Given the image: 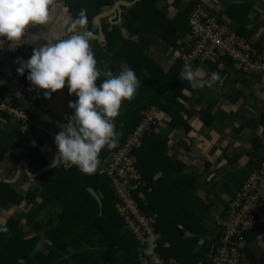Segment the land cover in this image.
Here are the masks:
<instances>
[{"label":"crops","instance_id":"0c3cea01","mask_svg":"<svg viewBox=\"0 0 264 264\" xmlns=\"http://www.w3.org/2000/svg\"><path fill=\"white\" fill-rule=\"evenodd\" d=\"M141 1L114 0L112 6L105 3L89 26L86 21L74 24L79 16L69 9L68 0H51L52 20L48 30L40 25L30 26L23 39L31 41L33 35L66 37L70 31L88 30L94 34L90 40L93 44L96 39L105 41L114 25L121 27V36L129 43L119 40L115 46L130 52L133 63L122 59L119 69L124 61L134 72L137 67L136 76L140 81L130 100L142 95L145 101L153 102L151 106L156 111L158 122L148 140L153 138L161 145L155 151L164 164L158 166L154 179L161 176L160 168L171 175L176 172L179 176L193 178L194 186L189 187L194 193L192 198L198 197L202 203L190 198L189 207L195 213L209 207L203 221L206 234L195 242L196 251L204 242L218 240L219 220L228 201L264 160V72H243L230 59L185 63L180 58L181 51L189 48L192 42L188 18L196 7L204 8L263 54L264 0H144L139 6ZM129 11L133 32L122 26ZM101 31L104 39L96 37ZM45 42L39 38L30 44L22 43L15 50L8 43V54L11 58L25 49L21 57L27 60L32 48ZM185 64H190L200 79H208L213 72L218 74V79L206 86H195L181 78ZM100 70L106 77L111 73L106 65ZM11 71L12 64L5 61L0 81H7ZM35 90L37 98L26 103L34 121L29 131H21L19 121L13 117H0V182L8 183L18 193L13 203L5 207L0 204V232L7 218L14 216L22 223L20 237L37 240L32 253H46L55 243L54 228L64 208L36 178L47 170L40 172L41 169L51 164L57 151L54 136L60 130L59 125L67 122L66 116L73 112L68 107L69 101L77 98L75 94H68L67 86L51 93L49 98L43 96L45 90ZM124 110L126 106L121 103L118 114ZM33 147H38L48 160L42 168L30 157ZM1 191L0 188V196ZM178 229L183 232L182 241L189 238L191 246L194 234L180 223ZM164 244L170 246L169 241ZM57 250L61 253L59 258L55 261L48 258L47 262L135 264L133 249L102 242L95 228L74 231L67 244ZM241 264H264V230L260 227L248 234Z\"/></svg>","mask_w":264,"mask_h":264},{"label":"trees","instance_id":"16d2710c","mask_svg":"<svg viewBox=\"0 0 264 264\" xmlns=\"http://www.w3.org/2000/svg\"><path fill=\"white\" fill-rule=\"evenodd\" d=\"M143 1L138 5L140 6ZM68 3L72 13L80 16L83 12L86 15L84 16L85 21L91 26L94 17L102 11L103 4L106 3L112 6L114 0H68ZM131 14L129 11L125 15L122 26L133 32ZM121 34V27L114 25L112 32L107 35L105 41L100 42L96 39L93 44L90 43L94 58L97 61V67L104 69L106 65L108 71L113 75L120 70L119 64L122 59L133 63L130 52L115 46V42L118 43L119 40L129 43L124 37L122 38ZM135 74L138 75L137 67ZM105 78L107 77L101 74L96 83L99 85ZM143 97L140 95L136 100L127 99L121 102L127 106L126 110L112 118L115 126L114 130L118 133L117 143L111 149L106 147L101 149L97 169L104 165L111 153L115 152L126 141L129 134L140 122L143 110L153 103L149 100L145 101ZM171 107L169 111L172 110ZM166 109L167 106H165ZM151 130L144 136L141 147L136 151L139 169L146 181V187L141 188L142 195H139V189L135 190L133 192L134 198L148 214L158 212L160 216L158 229L162 236L158 239L159 246L157 249L163 256L175 257L181 264H199L200 262L201 264H211L207 259L212 244L210 241L204 242L198 250L195 251L194 249L195 242L201 235L206 234L203 221L209 207L205 206L201 213H195L194 209L189 207L190 198L202 203L198 197L192 198L194 193L189 187L193 188L194 186L193 178L179 176L176 172L171 175L160 168L162 169L161 176L154 179V172L159 169L158 166L163 167L164 161L161 159L160 154L155 151V148L160 144L153 138L150 141L148 140ZM30 157L39 168L48 164L47 158L43 157L38 147L30 149ZM170 164L169 161L168 166ZM97 169L91 174H86L82 173L75 165L61 163L42 172L36 178V181L55 195L62 202L64 208L54 228L55 243L49 252L37 251L32 253L37 240H23L20 237L19 230L22 223L16 217L11 216L0 232V264H17L18 258H22L24 264H52L49 261L47 262V259L57 260L61 255L57 248L64 247L72 233L82 228H95L104 243H116L127 250L133 249L135 264H141L138 259L139 242L126 229L123 218L117 213L116 203L118 197L112 180L105 174H99ZM0 183L2 190L0 204L5 207L18 198V193L8 183ZM89 186L98 191L102 200V211H100L98 201L88 191ZM179 223L194 234L191 237V246H189L191 244L189 238L186 239L187 241H182L184 237L183 232L178 229ZM256 227L264 230V225ZM249 233L250 231L246 233V238ZM166 241L170 242L169 247H165L164 243Z\"/></svg>","mask_w":264,"mask_h":264},{"label":"built area","instance_id":"2783aa9c","mask_svg":"<svg viewBox=\"0 0 264 264\" xmlns=\"http://www.w3.org/2000/svg\"><path fill=\"white\" fill-rule=\"evenodd\" d=\"M192 42L181 51V60L214 62L230 59L233 65L246 73L264 72V53H259L253 45L236 31L220 22L207 10L196 7L188 18ZM8 41L0 38V71L5 61L12 64L11 75L3 83L0 92V117L7 115L19 121L21 131H29L34 121L26 103L37 98L35 87L26 80V74L19 75L16 68L17 57L10 58ZM22 58V57H21ZM155 107H147L142 118L127 137L126 141L113 153L107 162L97 169L112 180L117 213L123 218L126 229L131 232L138 245V259L141 264H181L175 257L163 256L157 247L162 236L158 229V213L148 214L134 198V191L142 195L146 187L139 169L136 151L141 147L144 136L157 124ZM220 236L211 244L207 259L211 264H241L246 245V233L258 225H264V160L251 171L243 184L228 201L219 220ZM181 227V226H180Z\"/></svg>","mask_w":264,"mask_h":264},{"label":"clouds","instance_id":"9594fccd","mask_svg":"<svg viewBox=\"0 0 264 264\" xmlns=\"http://www.w3.org/2000/svg\"><path fill=\"white\" fill-rule=\"evenodd\" d=\"M51 20V0H0V38L7 40L10 48L15 50L22 43L30 44L39 38L46 41L33 47L27 60L17 57L16 73L23 75L27 70L26 80L36 89L45 90V98L65 86L68 94L77 98L69 101L73 112L54 136L57 151L51 166L72 164L82 173L91 174L98 167L101 149L116 145L118 133L112 118L118 115L121 102L134 95L140 81L132 68L123 66L115 75L108 73L99 85L96 83L101 70L90 47L94 36L91 31L23 39L30 26H44L47 31ZM84 23L81 12L74 24ZM181 78L200 87L217 80L218 74L213 72L203 80L190 64H185ZM17 264H24L23 259L18 258Z\"/></svg>","mask_w":264,"mask_h":264},{"label":"water","instance_id":"95a60500","mask_svg":"<svg viewBox=\"0 0 264 264\" xmlns=\"http://www.w3.org/2000/svg\"><path fill=\"white\" fill-rule=\"evenodd\" d=\"M104 13H101V15H103ZM100 17V16H99ZM100 23V22H99ZM97 38H101V39H104L103 37H104V33L101 31V34L100 35H97L96 36ZM124 64H126L127 65V63L124 61L123 62V66H125ZM122 66V67H123ZM50 167H52L51 166V164L48 166H46V167H44L43 169H41L40 170V172L42 171V170H44V169H48V168H50ZM43 172V171H42ZM88 191L93 195V197H95V199L98 201V203H99V207H100V211H102V200H101V197H100V195L98 194V192L93 188V187H91V186H89L88 188ZM1 197V196H0Z\"/></svg>","mask_w":264,"mask_h":264},{"label":"rangeland","instance_id":"374dc122","mask_svg":"<svg viewBox=\"0 0 264 264\" xmlns=\"http://www.w3.org/2000/svg\"><path fill=\"white\" fill-rule=\"evenodd\" d=\"M113 74V73H112ZM127 107V106H126ZM10 219V217L9 218H7V222H8V220Z\"/></svg>","mask_w":264,"mask_h":264}]
</instances>
